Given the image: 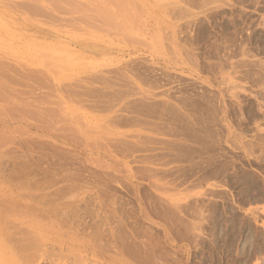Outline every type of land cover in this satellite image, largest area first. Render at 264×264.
Listing matches in <instances>:
<instances>
[{"label":"rangeland","instance_id":"obj_1","mask_svg":"<svg viewBox=\"0 0 264 264\" xmlns=\"http://www.w3.org/2000/svg\"><path fill=\"white\" fill-rule=\"evenodd\" d=\"M0 264H264V0H0Z\"/></svg>","mask_w":264,"mask_h":264},{"label":"bare ground","instance_id":"obj_2","mask_svg":"<svg viewBox=\"0 0 264 264\" xmlns=\"http://www.w3.org/2000/svg\"><path fill=\"white\" fill-rule=\"evenodd\" d=\"M147 97V96H146ZM162 102H164V101H162ZM152 103V102H151ZM165 104H166V102H164ZM149 104V103H148ZM124 105V104H123ZM162 105H163V103H162ZM149 106H151V105H149ZM165 106V105H164ZM147 108V107H146ZM152 108V107H151ZM149 109V108H148ZM147 110V109H146ZM153 126V125H152ZM152 129V128H151ZM191 134V133H190ZM197 134V133H196ZM194 135V134H193ZM192 135V136H193ZM195 136V135H194ZM197 136V135H196ZM191 137V136H190ZM196 139V138H195ZM193 140V139H192ZM196 141H197V139H196ZM201 148V147H200ZM206 148V147H205ZM198 149H199V147H198ZM196 150V149H195ZM200 150H202V149H200ZM196 153V152H195ZM145 158H146V156H145ZM144 158V159H145ZM143 160V159H142ZM146 161V160H145ZM72 187V186H71Z\"/></svg>","mask_w":264,"mask_h":264}]
</instances>
